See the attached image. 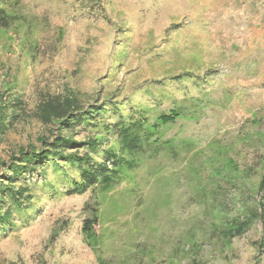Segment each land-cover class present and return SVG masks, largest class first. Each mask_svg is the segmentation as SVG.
Instances as JSON below:
<instances>
[{"label":"rangeland","instance_id":"rangeland-1","mask_svg":"<svg viewBox=\"0 0 264 264\" xmlns=\"http://www.w3.org/2000/svg\"><path fill=\"white\" fill-rule=\"evenodd\" d=\"M0 8V190L29 197L0 191V264H264V0ZM51 106L140 120L150 139L109 186L70 194L58 154L89 148L52 144L95 138L101 161L119 140Z\"/></svg>","mask_w":264,"mask_h":264},{"label":"trees","instance_id":"trees-1","mask_svg":"<svg viewBox=\"0 0 264 264\" xmlns=\"http://www.w3.org/2000/svg\"><path fill=\"white\" fill-rule=\"evenodd\" d=\"M0 23L5 25L7 23V18L4 15V10L0 8ZM61 107L51 106V110L57 111L56 115L61 118L62 128H70L73 129L78 125H84L86 129L88 127L93 128L94 137L101 136L106 132H112L115 134L117 139L119 140V147L117 151L113 150H105L106 156L104 160L98 161L93 160L91 155L97 151L98 143L95 138H88L87 140L74 141L70 137L61 136L56 142L52 144L54 148H63L67 149L68 145H76L78 147L79 144L86 145L89 148V152L84 153L83 155H78V153H72L68 155H63L62 153L58 154L62 158H68L67 166L73 165L75 168V175L71 178L72 188L68 190L70 194L83 193L88 188H92L96 185L109 186L116 179V173L120 172L123 167H128L132 164L131 155L138 153L143 149L145 143H147L150 139L147 134L140 133L141 123L139 121H131V120H118L113 122L112 124H105L103 120H99L102 112L98 110V107H91L90 109H77L72 111H63ZM59 109V110H58ZM65 112V113H63ZM104 126H106L104 128ZM100 132H97L98 130ZM60 152V151H58ZM48 154V151L39 155V159H43L44 156ZM30 157L27 155L26 159ZM36 157L33 154L32 158ZM37 161V160H36ZM35 165V163H32ZM25 169L24 167H16L15 174L19 173L21 170ZM34 169V168H33ZM1 193H6L9 198L6 200L7 202H15L16 204H20L21 202L28 201L29 197H24L27 189L25 187L17 188L15 191L14 187L4 186L3 189L0 190ZM4 197V195H2ZM2 197V198H3ZM1 198V201H2ZM5 200L2 201V203ZM6 204V203H3ZM12 204V203H11ZM11 204H7L10 205ZM11 217V209L9 206L3 208V212L0 211V225L3 226L2 221H9ZM84 221V225H85Z\"/></svg>","mask_w":264,"mask_h":264}]
</instances>
